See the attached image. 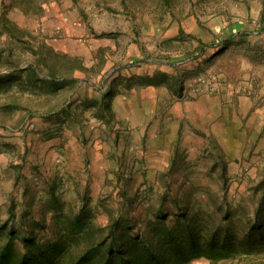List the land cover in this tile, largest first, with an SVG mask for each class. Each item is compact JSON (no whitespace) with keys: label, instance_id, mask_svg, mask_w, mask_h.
Returning a JSON list of instances; mask_svg holds the SVG:
<instances>
[{"label":"rangeland","instance_id":"374dc122","mask_svg":"<svg viewBox=\"0 0 264 264\" xmlns=\"http://www.w3.org/2000/svg\"><path fill=\"white\" fill-rule=\"evenodd\" d=\"M242 25L247 35L232 37L230 29ZM263 26L264 0H0V77L8 75L0 86V228L14 230V249H22L26 228L40 244L70 235L83 212L92 214L86 232L98 228L97 240L111 229L118 239L130 235L123 229L127 219L144 236L159 210L170 215V228L182 210L198 214L203 240L218 227L244 240L258 213L264 223V129L255 139L252 127L260 126H252L253 116L238 119L234 130L227 124L224 154L209 143L210 161L203 156L201 165L219 171L188 179L159 176L170 163L157 161V152L145 154L149 138H137L141 126L122 121L118 106L129 95L140 100L139 86L154 91L149 83L156 81L179 100L188 92L217 93L219 67L261 59ZM193 52L198 57L186 60ZM40 55L59 64L58 80L77 83L53 91L35 82L27 69L40 73ZM64 56L81 68L69 73L60 65L68 64ZM46 67L39 76L49 80ZM110 91L117 113L109 118L100 107ZM193 181L201 191L186 194ZM255 250L217 264H264V242ZM189 264L210 261L197 257Z\"/></svg>","mask_w":264,"mask_h":264},{"label":"trees","instance_id":"16d2710c","mask_svg":"<svg viewBox=\"0 0 264 264\" xmlns=\"http://www.w3.org/2000/svg\"><path fill=\"white\" fill-rule=\"evenodd\" d=\"M6 23V22H5ZM9 33L14 36L13 25H10ZM243 26L232 28V37L235 34L247 35L241 33ZM264 30V27H263ZM3 53L5 51H2ZM198 57L197 52L189 53L185 58ZM60 59L66 60V66L60 63L63 68L70 69L69 73L79 70L81 66H76L77 61L68 59L64 56ZM47 65L46 72L50 77L49 80L40 78L42 65ZM59 64H49L43 55L38 57V73L33 67H29L32 77L39 84H49L51 90L58 91L62 87L75 85L77 81L58 80L62 72ZM62 68V69H63ZM57 79V80H56ZM8 82V75L0 77V86ZM108 102L105 107L100 108L108 111L109 118L112 117L110 102L114 96L112 91L109 92ZM107 114L105 115V117ZM98 117V115H97ZM264 199V191L262 194ZM260 212V210H259ZM89 213V211H88ZM91 213L83 212L79 215L75 222V230L70 235L63 234L56 241L49 244H40L38 240L26 228L24 236L21 238L22 249L16 251L13 243L14 230L9 232L4 228H0V264H189L197 257H206L210 264L230 259L235 260L245 254L251 257L255 253V244L260 241L264 242V223L260 222L259 213L256 216L249 232L246 233L244 240H238L237 234L230 230L229 227H218L203 240L205 226H202L197 220V215L190 216L187 210H182L177 214L176 220L179 224L170 228L168 220L170 215L162 210L149 218L147 228L144 229V236L135 233L133 226L127 220H124L123 226L130 235L123 234L118 237L115 231L111 229L107 235L101 240H97V234L100 232L98 228H91L86 232V225L89 223ZM6 231L3 236L1 231ZM84 231L83 236H77L75 231ZM134 232H132V231ZM2 234V235H1ZM257 236H259L258 239ZM6 237V238H5ZM202 241H206L202 243ZM76 247V248H74ZM75 250H77L75 252Z\"/></svg>","mask_w":264,"mask_h":264},{"label":"crops","instance_id":"0c3cea01","mask_svg":"<svg viewBox=\"0 0 264 264\" xmlns=\"http://www.w3.org/2000/svg\"><path fill=\"white\" fill-rule=\"evenodd\" d=\"M242 26L243 29L244 25ZM263 27L259 32L264 33ZM230 30L232 31V28ZM259 56H261L260 60L253 59L246 62L240 59L239 61L235 60L233 67L226 63L219 67L217 76L221 78V81H217V93L191 94L188 92L184 98L179 100L161 89L162 85H158L157 88L156 81L153 84L149 83L151 87L153 85L154 91L153 89L151 91L144 90L146 87L139 86V89H143L139 92L145 95H141L140 100L134 99L133 94L129 95L131 100L127 103L118 105L124 112L122 121L128 120L133 125L138 123L141 126L137 131V138H145V135L146 138H149L150 148L145 150V154L157 152V161L162 159L170 163L167 165L168 170L159 176L173 175L179 178L198 179L214 175L213 172L219 171V169L211 170V166L203 168L201 165L204 160L203 156H206V163L210 161L208 159L211 151L209 143L212 141L217 148V151H212L213 153L219 154L222 150L221 154H224L227 124L230 125L229 129H237L239 128L237 126L238 119L250 121L247 118L248 114L250 117H254L255 123L252 126H260L259 128L252 127L255 131L253 136L255 139L258 138L261 132H257L264 129V118L261 120L262 123L258 121L259 117H264V60H262L264 54ZM175 88L179 92L182 90L179 86H175ZM184 93L186 94L187 90H184ZM173 97L176 99L171 104L169 98ZM113 98L110 102L111 112L117 113V101ZM151 146H155L156 149ZM215 161L219 160L215 158L211 162ZM218 176L223 177L224 174L220 173ZM158 187L161 189L165 187V190H169V185L157 184ZM200 191L199 185L193 184L190 185L186 194H195ZM170 192L172 193V191ZM171 193L167 192V194ZM161 203L159 202L158 205Z\"/></svg>","mask_w":264,"mask_h":264}]
</instances>
